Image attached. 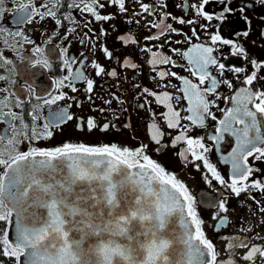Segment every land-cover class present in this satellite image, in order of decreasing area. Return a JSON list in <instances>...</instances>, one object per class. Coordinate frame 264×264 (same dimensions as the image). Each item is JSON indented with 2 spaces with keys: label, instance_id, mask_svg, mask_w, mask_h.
Masks as SVG:
<instances>
[{
  "label": "snow or ice",
  "instance_id": "1",
  "mask_svg": "<svg viewBox=\"0 0 264 264\" xmlns=\"http://www.w3.org/2000/svg\"><path fill=\"white\" fill-rule=\"evenodd\" d=\"M212 2L197 0L174 5L192 12L191 18L185 19L167 11V0H17L9 5L15 8L16 18L11 21L15 30L3 23L7 14L4 11L0 16V36L15 38L19 47L0 40V67L14 64L13 59L4 58V51L19 54L21 48H30L28 57L20 55L30 68L58 70L61 75L51 81L52 90L47 95L26 83L23 90L34 101L21 99L13 92L10 95L14 100L8 103L9 90L0 88V94H5L0 95V123L5 125L0 133V257L4 258L0 264H114V257L120 258L116 264H264V236L255 230L264 225V205L260 203L264 180L250 179L261 172L251 165L250 159L264 161V88L259 87V81L264 80V62L251 58L239 39L222 36L219 23H209L223 22L227 13L238 10L250 24L245 10L254 4L264 6V0H242L238 9L228 7L229 0H215L225 5L219 14L205 11ZM116 17L127 18L129 25H139L147 33L134 37L117 30L116 42L127 49L119 54L107 44L109 28L95 27L105 23L111 27L110 22ZM37 22L51 23V34L47 28L41 32L47 40L35 37L36 28L26 30L25 26ZM176 23L196 25L204 31V38L196 27L187 35L174 26ZM212 27L217 31H208ZM173 34L185 39L169 42L166 37ZM249 34L244 31L242 36ZM73 35L78 37L80 47L88 49L87 53L80 52L79 58L70 53L69 43L63 47L61 43L53 44V40L69 41ZM260 35L264 36V28ZM193 38L200 42L192 44ZM162 39L164 43H156ZM166 43L190 45L187 50L172 49L185 61L183 65L167 54ZM224 49L227 54H223ZM222 58L242 61L245 66L226 65ZM170 65L186 69L188 75L168 70ZM145 68L152 89L140 80ZM129 70L132 76L126 75ZM226 73H231V78ZM39 74L38 71L33 75ZM100 77L128 83L132 100L148 111V143L134 144L131 141L136 138L129 137L122 146L79 140L42 146L41 142L54 138L55 130L74 120L78 130L89 135L114 126L112 121L101 125L95 116L77 117L70 111L71 103L60 104L75 101L76 107H81L73 95L77 92H83L94 103L96 79ZM6 79L0 75V81ZM233 79L244 87L237 89ZM221 87L231 91L221 96ZM221 100L232 106L222 108ZM101 103L106 107L96 110L102 114L115 104L110 110L117 120L120 112L127 111L115 93L101 98ZM213 108L223 113V118L218 119ZM46 109L47 116L43 115ZM157 116L159 119H154ZM208 121L213 122L214 128V134L207 137L211 146L205 143L202 132L210 126ZM226 134L235 138L234 147L220 156L223 164L231 166L228 179L208 155L213 147L219 150ZM165 136L169 138L166 146L174 150L178 159L190 162L208 187L215 189L218 184L237 198L245 194L256 206L253 209L247 205L253 219L245 224L241 218L238 224L244 236L220 237L230 241L225 259H220L216 245L207 235L204 213L199 211L188 184L149 154L153 143L157 145L155 153L162 151L159 146ZM5 143L7 151L2 147ZM229 211L223 192L219 201L205 209L212 213V220H218L214 231L229 226ZM248 232L252 235L247 236ZM241 248L245 251L237 258L236 250Z\"/></svg>",
  "mask_w": 264,
  "mask_h": 264
},
{
  "label": "flooded vegetation",
  "instance_id": "2",
  "mask_svg": "<svg viewBox=\"0 0 264 264\" xmlns=\"http://www.w3.org/2000/svg\"><path fill=\"white\" fill-rule=\"evenodd\" d=\"M17 0H0V16L3 15L4 11H7V14L4 17L3 23L9 27L15 30L14 25L11 23L16 17L13 15L15 12V8H9V5L15 4ZM38 2V0H37ZM45 3L50 2V0H44ZM145 3H152V0H144ZM157 3L163 2V0H156ZM197 0H167L168 8L167 11L172 12L175 16H183L185 19L191 18L192 12L184 11L182 8L175 7L174 5L179 4L183 5L185 3H196ZM246 2L251 3V0H246ZM228 7H231L233 9H238V7L242 6V0H229V3L227 5ZM225 5L221 3L215 2L213 0L210 5L205 6V11L209 12L210 14H219L223 11ZM107 11L111 12L113 11L112 8H108ZM160 15H163L161 12ZM245 16L248 17L250 20V24L246 23V21L241 17V14L239 11H235L233 13H227L226 19L223 22H218L213 20L212 24L219 23L220 24V34L228 39L237 40L239 39L240 44H242L246 50L249 52V55L251 58L256 59L258 61L264 62V36L260 35L261 29L264 28V6H260L259 4H254L250 10L246 9ZM77 20H80V17H76ZM125 17H116L110 22L111 27L108 23H105L103 25H96L95 27H105L109 28L108 35L106 37L107 44L109 48L115 49L116 53L119 54L120 52L127 51V49L121 48L120 45L116 42V36L119 32H125V34H132L134 37L136 34L139 36H144L147 33L144 31L143 28H141L139 25H129L126 22ZM135 19V17H133ZM171 23V21H169ZM73 25H69V27H72ZM177 28H182L183 32L187 35H191V28L196 27L197 32L200 34L201 39L204 38V31L197 27L196 25H188V26H181L178 23L174 24ZM26 30H31L32 28H36L35 37H40L41 40H47V35L41 36V32L44 31L45 28H47L48 34L52 33V25L51 23L47 24H40L39 22L27 25L25 26ZM126 30H128L126 32ZM63 31V30H62ZM80 31H84L82 28ZM208 31L210 32H216L217 29L215 27L209 28ZM244 31H248L250 34L247 37H243L242 33ZM237 33H241V35L238 37ZM78 37L76 35H73L70 37L69 41L60 42L58 40H53V44L61 43V46L63 47L64 43H69V51L71 54L77 56L79 58V53L84 52L87 53L88 49L86 47L82 48L77 43ZM166 39L170 41L175 40H184L185 37L182 35H171L166 37ZM0 40H7L9 44L16 45L15 38L8 37L7 35L0 36ZM200 41L196 38H193L191 43H199ZM157 44L164 43V40L157 41ZM9 44H6L5 47L7 48ZM16 47H19V45H16ZM52 45H49V48H51ZM190 47L189 44H172V43H166L165 48L167 49V54L172 56L174 60H178L179 64L183 65L185 63L184 60L179 59V57L172 51L173 48H182L183 50H187ZM0 51H3V49H0ZM227 49H224L223 54H227ZM30 53V48H21L20 53L17 54L13 51H4V58L7 59H13L14 64L9 66L5 65L4 67H0V75H5L7 79L5 81H0V88H7L9 90L8 94V100L6 102L11 103L14 100V97H12L11 93H16L21 99H24L26 101L32 100L34 101V97L28 96L23 88L26 85V83H32L35 87L38 93L47 95L48 91H51V81L54 80L57 76H60V71H53L48 72L45 70H37L32 69L29 67V64L25 60L20 59V55H23L25 57H28ZM132 56L135 58V53H132ZM53 59H55V53H52ZM145 60L148 59L147 56L144 57ZM222 63H226V65H229L230 63H235L236 66L244 67V63L239 60L234 61H225L223 58L221 59ZM57 67H58V61H57ZM150 67V66H149ZM161 67V66H158ZM168 70L170 71H176L181 75H188L186 69L182 70L180 67L175 66H167ZM9 68L12 70L9 71ZM247 68L251 70L252 66L250 64L247 65ZM39 71V75L34 76L33 74ZM145 76L140 77V80L143 82V84H146L150 89H152L153 85L149 83V80L147 78L148 68L144 69ZM127 76H132V72L129 70L126 72ZM226 75L231 78V73H226ZM243 75V74H241ZM264 75V73H262ZM16 81V83L13 85L11 84V81ZM194 80V78H193ZM195 82V80H194ZM233 84L238 89L239 87H244V85L240 84L239 81L233 79ZM173 83H180L176 80H173ZM82 87V85H79ZM259 87L264 88V80L259 81ZM218 91L220 92L221 96L228 95L231 90H228L226 88H219ZM115 93L117 96L121 97L122 100V107L127 108V111H123L119 113V120L116 119V115H114L110 108L115 107V104L110 106L109 111L105 113H100L96 109L98 107H106V105L101 103V98H109L111 95ZM178 94V93H177ZM5 95V94H0ZM77 97V101L82 105L81 107H76L75 101H62L60 102L61 105H66L71 103L73 106L70 109L72 113H74L77 117L79 116H95L98 118V122L102 125L108 121H112L113 127L110 128L108 131H95L91 135H89L85 131H80L77 128V121H71L62 126L60 130H55V136L54 138L41 142L42 146L52 147L59 145L61 142L68 141V142H75V141H83L86 143H99V144H116L117 146H122L129 142V137H135L136 139L131 141L134 144H138L141 141L144 143H148V138L145 136L146 131V121L149 119V114L147 110L140 109L138 107V101H133L131 94L128 92V83L124 82L121 84L119 80L116 78H110V77H100L96 79V88L93 93L94 97V103L89 101L85 94L83 92H77L73 94ZM222 108H228L232 106L230 103L224 102L223 100L219 101ZM56 106H52L54 109ZM7 110V109H5ZM19 111L18 109H15ZM214 112H216L218 119L223 118V113H221L218 109L213 108ZM49 110H45L43 115L47 116ZM27 119V118H25ZM154 119L158 120L159 117H155ZM127 120V123L125 121ZM209 127L205 130H202L203 134L206 136L205 143L209 146H211V142L207 139V137H210L214 134V128L211 126L213 122L208 121ZM218 123V122H217ZM5 125L3 123H0V133L4 130ZM134 129V131H133ZM168 137L165 136L162 144L159 146L162 148V151L157 154L153 150L157 147V145L150 144L149 146V154L153 156L154 159H156L158 162H160L163 166L167 168L169 172H176L178 173V177L182 180H184L188 186L190 187V190L192 194L197 198V206L199 208V211L201 213H204V219L206 221L205 224V230L207 232V235L210 239L213 240L214 244L216 245L219 253H220V259H225L227 256L226 251V244L230 241H225L224 239H221L220 237L223 236H244L245 234L239 231L238 224L242 222L247 224V222L252 218V212L249 210L247 205H252L253 209L256 208V206L253 204L251 200L248 199V196L245 194H242L239 198L232 195L230 192L221 189V187L217 184L216 188H210L207 186L206 182L201 179V173L196 171L194 167H192L190 162H185L183 158H177V156L174 154V150L171 147H167L168 143ZM234 137H231L229 135H225V141L219 146V150L217 148L213 147L212 151L208 154L211 162L216 164L219 171H221L222 174L227 173L226 179L230 177V171L231 166L225 165L221 162L220 156L226 155L232 147H234ZM2 147L7 151L8 146L6 143L2 145ZM20 150L22 151L23 148L21 147ZM250 163L253 167H257L261 169L260 173L254 174V176L250 179H261L264 180V161H255L250 159ZM3 169H0V172H2ZM215 183V182H214ZM223 192V195L228 198V206L230 208V211L226 214L230 218L229 226L224 227L221 229L220 232L214 231L215 225L218 223V220H212L210 217L212 215L211 212H205V209L209 207V205L215 204L217 201L221 199V193ZM253 195H256L258 198L259 193L254 192ZM243 202V203H242ZM260 203L264 205V198L260 199ZM256 219H261V217H257ZM253 223H255V220H253ZM260 233V235L264 236V225H260L259 227H256L255 229ZM247 236H251L252 233L248 232L246 234ZM253 244L256 243L255 240L252 241ZM245 249H237L236 250V256L239 258L243 255ZM0 259H4L3 257H0ZM9 264H14V262L9 261ZM240 264H244L243 261L240 262ZM259 264V262H258Z\"/></svg>",
  "mask_w": 264,
  "mask_h": 264
},
{
  "label": "water",
  "instance_id": "3",
  "mask_svg": "<svg viewBox=\"0 0 264 264\" xmlns=\"http://www.w3.org/2000/svg\"><path fill=\"white\" fill-rule=\"evenodd\" d=\"M117 239H118V242H123L122 240H119V238H117ZM119 259H120L119 257H114V264H116V261H118Z\"/></svg>",
  "mask_w": 264,
  "mask_h": 264
}]
</instances>
